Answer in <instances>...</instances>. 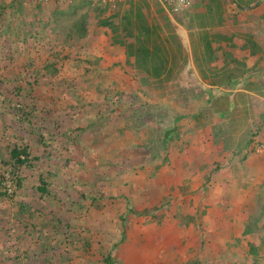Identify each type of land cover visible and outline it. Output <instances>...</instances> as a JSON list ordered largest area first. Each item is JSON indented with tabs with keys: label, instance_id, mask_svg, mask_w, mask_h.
Returning <instances> with one entry per match:
<instances>
[{
	"label": "rangeland",
	"instance_id": "1",
	"mask_svg": "<svg viewBox=\"0 0 264 264\" xmlns=\"http://www.w3.org/2000/svg\"><path fill=\"white\" fill-rule=\"evenodd\" d=\"M150 2L0 0V264H107L109 253L113 264H264V185L248 193L249 178L258 177L246 165L264 154V136L246 145L264 128L257 116L242 121L237 107L229 131L218 113L225 95L211 92L218 104L206 105L185 44L181 53L165 43L163 81H144L103 21L117 22L131 6L133 20L138 8L163 35L179 38ZM207 126L211 146L182 138ZM169 130L180 135L163 147ZM14 145L28 146L31 158L16 170L20 186L10 171ZM39 175L46 194L37 190ZM174 218L183 230L176 235L167 228Z\"/></svg>",
	"mask_w": 264,
	"mask_h": 264
},
{
	"label": "crops",
	"instance_id": "2",
	"mask_svg": "<svg viewBox=\"0 0 264 264\" xmlns=\"http://www.w3.org/2000/svg\"><path fill=\"white\" fill-rule=\"evenodd\" d=\"M130 1L125 0L120 2L117 7L123 8ZM137 1L140 4L150 2V0ZM158 4L156 3L157 6H159ZM149 6L152 11L153 7L151 2ZM160 6L159 9L162 12L161 9L163 7ZM164 15H166L168 21L169 32L174 30L178 31V29L181 32L178 40L183 48H185V45L187 47V52H183V55L187 59L191 58L194 60L196 67L193 66L192 74L197 78L200 85L198 90H203L207 94L208 100L206 105L212 106L213 104H218V99L215 100L213 95H210L211 92L219 91L225 95V100L221 102L225 108L221 111L224 113H218L222 115V120L226 117V120L229 121V131L234 132L237 126L234 128L233 124L236 122L239 123L235 118V113L238 111L235 108L237 107L242 108L241 117L247 118L242 119V121L249 122L250 117H252V122L254 123L257 116L258 125L256 127L264 128V84L261 85V81H264V72H262L264 71V66L260 62L261 59H264V0H191V4L181 12L170 14L166 11ZM160 23L161 25L163 24V22ZM187 33H191L194 37L189 40ZM189 47H191V50ZM179 52L182 53L181 50ZM238 65L245 67L240 71L237 67ZM222 71L227 73L220 75L223 73ZM254 73L258 75L261 73L258 76V81L254 78ZM199 74L206 81H203ZM260 76L261 80L259 79ZM195 100L200 99H196L195 97L193 99V105ZM177 102L179 103L180 101ZM174 105L176 103L172 104V106ZM165 106H170V102L169 104H165ZM255 112L257 115H255ZM198 113L199 115L201 114V112ZM183 118L185 119V117ZM211 128L212 126H207L206 128L195 131L193 134H182V138L186 137L195 140L201 137L205 139L203 134L206 135V138H215V134H213ZM175 133L177 132L175 131ZM172 135L173 137L171 139L178 137L180 134ZM263 136L262 134H258L252 136V138L259 137L262 139ZM168 139L170 140V138ZM168 139H166L167 143L163 147H166L168 142L171 141ZM199 140L200 142L196 145L197 147L211 146V141L205 139V142L203 140L201 142V139ZM258 155V158H254L251 154L246 160L247 167L251 170L253 169V175L258 177L255 179L249 178L248 193H251V189H255L254 192H260V188L264 185L262 177L264 174L263 150ZM168 162L170 160L162 165L165 166ZM253 165H255L254 168H252ZM176 184L178 185V183ZM168 186L171 185L169 184ZM164 193L165 191H163ZM177 195L178 198L175 200L182 199L180 192ZM165 196V201L167 202L174 199V194L172 193V195H163L161 200ZM209 196L212 197V194ZM213 200L212 197L210 202ZM175 219L177 218L173 219L175 223H170L167 228H169L172 234L176 235L178 230L182 232L183 230L177 228L176 224L179 222ZM182 235L184 236L182 238H185L186 232L182 233ZM168 249L169 251H173L172 246H169Z\"/></svg>",
	"mask_w": 264,
	"mask_h": 264
},
{
	"label": "trees",
	"instance_id": "3",
	"mask_svg": "<svg viewBox=\"0 0 264 264\" xmlns=\"http://www.w3.org/2000/svg\"><path fill=\"white\" fill-rule=\"evenodd\" d=\"M83 1L87 2L88 0H83ZM155 1L159 3L157 0ZM20 9L21 7L19 8V10ZM132 12H134V10H132L131 6H129V8H127V11L124 10L123 14H121L117 22H114L111 20V18H109L108 20L103 21L104 26L110 28L112 37H113L112 42L114 44L123 46L126 50L127 58L133 55L135 58V63H136L135 65L139 69L146 72L145 74L146 76L145 78H143L144 81H148V79H152V80H157L161 82L163 81L162 78L166 73V66H167L166 65L167 61L163 57L164 50H165L164 44L167 43L169 47H171L173 43L177 45L178 51L182 49V45L180 44L176 33H173L170 31L171 33L169 34V36L163 35L160 28L158 27L157 29L155 25L151 23V21L149 20V17H147L148 14L144 15V13H142V10L138 8L137 10H135V15L137 17L136 21L132 19ZM55 15L57 14L55 13ZM142 16H146V17L142 18ZM57 17L58 16H55L54 20H57ZM163 25H164L163 27L167 31H169L168 21L166 19ZM83 27H84L83 20L82 22L75 24V28H77L78 30L79 37L84 36ZM133 28H137V32L136 34H134V36H133V31H132ZM131 36L135 38L134 42L131 40L127 42V38L128 37L131 38ZM201 92H204V91L202 90ZM194 98L195 97L193 96V99ZM220 112H223V111H219V113ZM198 115L199 113L195 114L193 119L195 120ZM220 116L222 117V115ZM172 132L174 133L175 131L173 130L167 131L166 133L167 139L172 137ZM252 136L254 135L249 134V139L246 141V145H249L252 142ZM9 157L11 158L10 171L12 174H14L15 172L16 182L18 186H20L22 183V178H20V176L16 174V170L20 166L31 165V158H30V154L28 151V146L25 145V146L20 147L18 145H14L10 149ZM38 179H39L40 184L37 187V190L39 191L40 194H46V191H47L46 181L40 175ZM5 194L6 192H0V197L5 196ZM84 197H86L85 194H81V198L83 199ZM99 198H100V195H95V196H92L90 200L91 202L92 201L96 202L97 200H99ZM99 207H101V205ZM128 209H131V207L129 206ZM142 214H148V213H146L145 211ZM57 222L59 223L58 226L62 225L61 220H58ZM251 231L252 229L249 227V225H245L244 233H249ZM112 257L113 255H111V253L106 254L104 255V261L107 264H113Z\"/></svg>",
	"mask_w": 264,
	"mask_h": 264
},
{
	"label": "built area",
	"instance_id": "4",
	"mask_svg": "<svg viewBox=\"0 0 264 264\" xmlns=\"http://www.w3.org/2000/svg\"><path fill=\"white\" fill-rule=\"evenodd\" d=\"M38 4L46 5L50 1L55 0H34ZM58 2H72L74 0H56ZM110 8H116L118 3L125 0H103ZM163 8L169 13H179L191 4V0H157Z\"/></svg>",
	"mask_w": 264,
	"mask_h": 264
}]
</instances>
